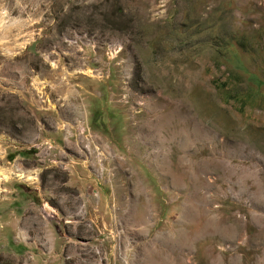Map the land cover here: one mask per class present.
Masks as SVG:
<instances>
[{
	"label": "rangeland",
	"instance_id": "obj_1",
	"mask_svg": "<svg viewBox=\"0 0 264 264\" xmlns=\"http://www.w3.org/2000/svg\"><path fill=\"white\" fill-rule=\"evenodd\" d=\"M0 264H264V0H0Z\"/></svg>",
	"mask_w": 264,
	"mask_h": 264
}]
</instances>
